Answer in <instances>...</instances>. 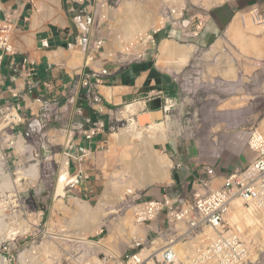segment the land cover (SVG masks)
Returning a JSON list of instances; mask_svg holds the SVG:
<instances>
[{"label":"rangeland","instance_id":"374dc122","mask_svg":"<svg viewBox=\"0 0 264 264\" xmlns=\"http://www.w3.org/2000/svg\"><path fill=\"white\" fill-rule=\"evenodd\" d=\"M127 1L136 2L144 6L146 10L148 8L146 15L150 18L153 15L156 18L158 16L159 19L170 18V21L157 34L152 30L149 31L151 39L146 44L147 53L141 61L137 62L148 64L150 69L158 67L159 45L163 39L176 40L181 44H193L198 47L197 53L182 74L173 76L165 72L163 76L165 80L175 82L179 94L177 100L166 104L170 106V110L167 111L166 118L162 122L169 126V131L166 133L168 139L166 143L155 146L174 162L170 171L171 182L138 188L139 182L130 173L124 160L126 156L129 159L131 157V160L135 157L139 159L142 151L140 148L133 150L131 145L117 144V141L113 139L114 134L123 135L133 131L127 129L130 127L128 120L122 121V126L110 133L105 149L93 155H86L82 161H77L66 155L74 154V151L70 152L73 144L68 146L67 141L69 129L73 128H69L72 124L71 112L62 113L60 111L62 104L55 102L36 111L22 106L19 114L24 120L23 123L5 126L3 129L2 126L0 127V210L7 208L8 212H5L8 215L7 224L15 223L19 227L23 220H29L36 225L31 233L20 235L16 239V241L19 240L18 243L12 244V249L18 251L20 260L25 252L39 248L44 243L55 242L58 244L61 257L50 255L48 260H51L52 264H67L64 256L68 253L73 256L78 251L73 238L84 235L80 225L84 215L82 213L84 203L87 201L96 207L109 181L115 184L113 191L116 194H123L130 183L136 188L135 193L127 196L125 201L117 203L116 207L109 208L113 214L105 219V224L112 226L116 245L114 243L111 246L114 241L108 240L110 233L106 227H103V233L97 234L102 229V225L97 228V232L88 235V239L93 243L96 242L97 246L93 247L97 251L108 253L113 249L121 256L125 251H131V247L134 246L132 240L136 236L131 233L120 236L118 230L116 231L119 222L131 213L135 205L143 201L161 197L164 193L183 192L181 185H175L178 177L182 176L180 163H188L197 168L199 173L207 166H232L238 159L249 165L258 156L251 150L249 136L254 130H264V68L258 67V62L264 60V54H262L264 33L261 31L263 25L258 24L256 18L253 26H259L257 29L261 32L250 33L246 30V34L240 39H230L232 36L230 37L229 34V25L239 15L248 21L246 16L255 14L264 21V0ZM122 2L123 0H114L109 5L111 17L107 24L110 23L111 26L97 27L99 33L110 40L106 48L114 46V43H111L114 36L117 39V35H121L125 44L132 42L136 37L130 38L127 32L122 30L123 21L127 18L120 10ZM179 8H182L183 15L180 19H174L172 12ZM226 10L227 14L224 18L220 13ZM177 23L179 26L175 25ZM205 30L207 35L205 32L200 38ZM149 37L143 43H146ZM219 40L222 41L223 49L218 53L214 52L213 47ZM117 42L119 43L118 40ZM252 44L253 47H251ZM242 47L247 52H244ZM124 49L120 44V51ZM257 49H260V53ZM209 52L212 56L207 57ZM152 71L155 72L154 69ZM68 99L70 100L71 96ZM0 117V121L5 119L3 115ZM16 117L14 114L12 119L16 120ZM134 118L137 120L136 116ZM140 127L146 128V126ZM128 151L131 153L128 154ZM133 151H137L134 153L139 156L134 155ZM68 160L72 167L73 178L79 174L75 173L77 164L81 163L82 167L78 168L87 170L84 177L90 176L91 179H87L85 183L92 185L93 190H83L82 186L77 184V179L72 184L63 183L62 172ZM32 167L38 168L34 178ZM147 170L141 169L140 174L147 175ZM61 199L64 200L68 211L59 204ZM74 199H77L78 203ZM76 204H79L80 208H75ZM262 224H260L261 230H264ZM137 230L146 238L142 229ZM245 232L246 236L251 233L249 229ZM250 245L254 246L256 257L253 258L250 255L251 263L248 261L247 264H264V248L254 241H251ZM177 248H180V253L184 251L185 258L191 255L187 247L180 244ZM3 249L2 244L0 252ZM84 253L85 251L81 250L79 255ZM181 255L182 260H185L184 255L183 257Z\"/></svg>","mask_w":264,"mask_h":264},{"label":"crops","instance_id":"0c3cea01","mask_svg":"<svg viewBox=\"0 0 264 264\" xmlns=\"http://www.w3.org/2000/svg\"><path fill=\"white\" fill-rule=\"evenodd\" d=\"M84 1L85 6L79 5L76 0H0V22L12 23V41L17 52L14 56L0 52V115L1 111L12 106L18 118L22 106L36 111L47 104L61 103L62 113L71 112L72 124L69 128H73L69 129L67 141L73 135V146L69 150L74 151L73 157L76 158L80 155H93L106 148L110 133L115 132L117 127L122 126L121 122L125 121L118 116L125 107L136 103L146 104L150 98L157 97L163 98L166 104L177 100L179 94L175 82L165 80L163 76L165 72L173 76L182 74L198 51L196 45L173 40L180 45L195 46L197 50L192 51L189 63L181 71L171 65L176 57H162L161 61V43L171 39H163L159 45L158 67H151L155 72L148 64L136 61L127 66L104 64L101 59L91 63L81 48L82 25L74 20L81 14L89 15L96 6L103 3L110 5L114 0ZM220 14L225 18L227 10ZM256 18L262 19L256 16L255 21ZM102 25L111 26L110 23ZM115 39L114 36L111 42L114 46L106 49L109 57L116 61L120 58L117 53L120 44ZM103 69H107L109 74L101 76ZM88 74H96L90 78L89 88L82 84ZM98 80L102 84L99 85ZM75 83L79 90L73 104H70L68 98ZM89 94L91 100L86 97ZM139 112H147L146 107ZM96 123L104 125L100 134L89 137L81 133V129L89 130ZM79 166L82 167L81 163L77 164L75 173L81 170L83 176L76 175L77 184L83 190H93L92 185L85 183L91 179L90 176L84 177L87 170ZM220 166L216 168L220 177L224 178L231 170L248 165L238 159L232 166ZM179 167L182 176L178 177L175 185H181L184 190L199 173L197 168L188 163L182 162ZM69 169L72 171L71 164Z\"/></svg>","mask_w":264,"mask_h":264},{"label":"built area","instance_id":"2783aa9c","mask_svg":"<svg viewBox=\"0 0 264 264\" xmlns=\"http://www.w3.org/2000/svg\"><path fill=\"white\" fill-rule=\"evenodd\" d=\"M76 2L85 6L84 0ZM105 8L110 10L108 3L96 6L89 15L81 14L74 20L82 25L81 48L87 54L88 61L94 63L101 59L104 64L113 63L120 66L141 61L147 49L139 57L132 49L129 54L118 51L120 58L116 61L109 57L106 45L110 40L97 29L103 27L100 12ZM82 9L84 10V7ZM12 32V23L0 22V52L14 56L17 52L12 41ZM107 74L108 70L103 69L100 75ZM95 75H86L83 86L89 88L90 78ZM98 84H102V81L98 80ZM78 90V84L72 85L71 99L68 100L70 104L74 102ZM86 97L91 100L90 94ZM11 110L14 108H6L1 111V115L4 116ZM103 129L104 125L96 123L89 130L81 129V133L93 137L100 134ZM260 134L261 131L254 130L249 136L251 149L258 156L247 167L231 170L224 178L220 177L215 166L204 167L183 192L167 193L161 200L153 198L135 205L133 208H137L138 224L147 233L145 241H135L131 251H125L121 256L100 255L105 256V264H247L249 260L245 244L227 217L234 204L240 200L264 221V136ZM258 135L260 139H257ZM71 144L73 143L70 140L68 146ZM70 156L77 161L84 158V155L82 157L80 155V158ZM78 173V177L83 176L81 170ZM181 221H186L189 226L177 240L174 239L171 229ZM205 230H212L216 239L214 241L209 239ZM197 238L201 241L199 248L191 247ZM13 243L4 244L1 254L5 257V262L0 264H25L21 262L18 251L12 249ZM179 243L194 251V257L188 256L187 263L178 262L176 247Z\"/></svg>","mask_w":264,"mask_h":264},{"label":"bare ground","instance_id":"6f19581e","mask_svg":"<svg viewBox=\"0 0 264 264\" xmlns=\"http://www.w3.org/2000/svg\"><path fill=\"white\" fill-rule=\"evenodd\" d=\"M152 3H153V1H152ZM145 6H147V5H145ZM120 10L122 11L124 16H127L126 21H123L124 22V28L122 30L127 32V35L130 38L136 36V37H134L132 42L125 44V42L122 40L121 35H117V40L122 45V47L125 48L121 52L129 54L130 50L132 49L133 52L136 55H138V57L143 54V52L145 51V49L147 47L146 44L151 39V37H149L150 36L149 31L152 30V31H154L155 34H157L159 31L162 30V28H164L165 24L168 21H170V18L161 17L159 19L158 16L156 18L155 15H153L152 18H150L149 16L146 15V11L148 10V8L146 10V8H144V6H142L136 2H131V1H127V0H123L122 4L120 5ZM182 11H183L182 8H179L177 10L176 9L173 10L172 15L174 16V19H180L183 15ZM100 13H101V24H107L108 21L110 20V17H111L110 16V10H107L105 8ZM256 16L257 15H255V14L254 15L250 14V15L246 16L248 21H245V19L240 15L238 17H236L229 27L230 37L232 36V38H230V39H233V38L234 39H237V38L240 39V37H243V35L246 34V30H248V32L250 31V33L254 32V31H259L257 29L259 26H257V27L253 26V22L255 21L254 17H256ZM256 22H258V24L263 25V26L261 25L263 27V30H261V31H262V33H264V21H262L261 19H258ZM175 25L179 26L178 23ZM261 31H259V32H261ZM115 32H117V31L115 30ZM147 37H149V38L147 39L146 43H143L142 40L144 39V41H145ZM255 40L256 39H254V41ZM253 44L251 47H253ZM194 47H191L188 45H180L179 43H177L176 41H173V40H165L161 43V48H160L161 55L160 56H161V58L163 57L164 59L166 57H168V58L176 57L174 62L171 63V65H174L178 69V71H181L189 63V60H190L191 55H192V51L195 50ZM243 47H242V49H243ZM213 49H214V52H218L221 49H223L222 48V41L219 40L214 45ZM247 49H248V47H247ZM263 49H264V47H263ZM108 50H109V48H108ZM257 50H259L258 52L260 53V49H257ZM257 50L255 52H257ZM196 51L197 50H195V52ZM243 51H244V49H243ZM244 52H247V51H244ZM262 54H264V52ZM262 54H259V55L262 56ZM210 55L212 56V53L209 52L207 54V57H210ZM260 56H257V57H260ZM163 58L161 59V61H163ZM168 66H170V65H168ZM258 67L264 68V60L258 62ZM145 107H146L145 103H136V104L129 105V106L125 107L120 112V114L118 116L123 118L125 121L128 120L130 122V124H129L130 127L127 129H129L130 131L133 130V131H131L132 135L130 132L124 133L123 135L122 134L121 135L120 134L119 135L118 134L113 135V139H115L117 141V144L120 143V144H125L127 146L131 145L133 150L136 148L137 149L140 148V150L142 151L141 158L137 157L139 159H135L136 158L135 157L134 160L133 159L131 160V157L129 159L128 156H126V159L124 160V164L127 166L130 173L139 182V186H138L139 189L145 188L148 185L156 184V183H164V182L170 183L171 182L170 171L174 166V162L169 158L168 155L162 154L161 151H159L155 148L156 144L166 143V141L168 139L166 136V133L169 131L168 130L169 126H167L164 122H160V123H152L150 126H146V128H141L139 126L137 120H135V118H134L136 115L137 116L141 115V114H138V112L140 110L144 109ZM168 110H170V106H167V111ZM14 114H15V111L13 110L12 112L3 116V117H5V119L3 118L2 121H0V127L2 126V129L5 126H9V125H13V124L16 125L17 123L19 124V123L24 122L22 117H20L19 115H18V118H16V120H13L12 116ZM137 116H136V118H137ZM167 119H169V118H167ZM17 120H18V122H17ZM261 132H262V134H260V135L264 136V130H262ZM260 135L257 136V139H260ZM249 141H250V138H249ZM134 152H137V151H133V154L136 156H139V155L135 154ZM129 153H131V152L128 151V154ZM139 153H140V151L138 152V154ZM133 154H131V155H133ZM134 155H133V157H134ZM143 168L148 169L147 175L140 174V171ZM144 171H145V169H144ZM37 173H38V168L32 167L33 178L35 177L34 174L36 175ZM31 177H32V175H31ZM62 178H63V183L69 182L68 184H72V183H75V181H76V178H73L72 171L69 169V160L65 163V167H64V170L62 172ZM18 180H20V179H18ZM113 186H115V184L112 183L111 181H109L107 183V185L105 187V191H104L102 197L100 198L99 203L96 207L92 206L91 203H89L87 201L84 203V205L82 207L83 208L82 211H84L82 213L84 215H82L81 219H83V220L80 223L81 228L84 231V235H82L83 237L79 235L78 238L71 237V238H73L74 242L76 243V247H77L78 251L73 256H71L70 253H68L67 256H64V258H66V260L68 261V264H90V263L91 264H105V262H106L104 259L105 256L101 257L100 255L105 254L106 257L107 256L109 257V255L115 256V257L120 256L113 249L110 250L108 253L97 251L93 247V246H97V244H95L96 242L93 243V241H90L88 239V235L97 232L98 231L97 228H100L102 225V227H101L102 229L99 232H97V234L103 233V227H106L110 233V237L108 240L114 241L111 244V246L114 243L116 245L115 237H114L115 234H114V231L112 232V230H111L112 226L105 224V219L107 217H109V215L113 214V211H110L109 208H111V207L114 208V207H116L117 203L119 204L120 202L125 201L126 197L129 196L130 194H132L136 188L134 187V185L132 183H130L124 189L125 192L120 195V194H116L113 191ZM77 199H74V201L76 203H78ZM59 204L62 206V208L64 210L68 211L64 205V200L61 199ZM242 205H243L242 201H240V200L237 201L234 204V208L229 213L227 220L229 221L231 226L236 227L237 234L240 237V239L244 242L245 247L247 249V252H248L247 260H249V263H251L250 255H252L253 258H255L256 252L254 251V246L250 245V242L254 241V242H256L257 245H260L264 248V230L263 229L261 230L262 227L260 226V224H262V223H263L262 225H264V221H262L260 219V217L256 213L253 212V210H251L250 208H247L245 206H244L245 207L244 208V207H242ZM76 207L80 208L79 204L78 205L76 204L75 208ZM5 212H8L7 208H5L4 210H0V250H1L2 244L4 246L5 243L15 242L17 237H19L20 235H26L28 233H31L33 228L36 226V225H34V223H31L29 220L28 221L23 220L19 227H17L15 223H8L7 224L6 221L8 220V215ZM136 212H137V208L136 209L132 208L131 213H129L126 218L121 219L118 226L116 227V231L118 230L117 232L120 233V236H122L123 234L129 235L130 233L135 234L134 236H136V237H135V239L133 237V240H132L134 242L135 241L136 242L145 241L144 240L145 237L143 236V234H141L137 230L138 228L140 230L142 229L144 231V235L147 236V233L145 232L143 227H140V225L138 224ZM188 226L189 225L186 221H181V222L176 223L171 229L172 233L174 234V239L178 240L180 235L188 229ZM245 229L246 230L249 229L251 232V233H249L248 236L245 235V233H246ZM128 230H130L129 233H128ZM137 231H138V233H137ZM205 231H206V235L209 237V239H211L213 241L216 239V237L212 233V230H209V231L205 230ZM117 235H118V233H117ZM125 237H126V235H125ZM8 240H10V241H8ZM200 243H201L200 238H197L196 240H194L192 242L191 247L199 248ZM57 245L58 244H56L55 242L54 243L47 242L46 244L44 243L39 248H33L32 250L27 251L24 254H22L21 262H24L25 264H32L35 262H39L38 264H52L51 260H48L49 259L48 256L50 257V255H51V256H56L58 258L61 257L60 256V250H59ZM118 245H120V244H118ZM179 245H180V243L177 245V247ZM187 248L189 250L188 252L191 253L190 257L193 258L194 257V251L189 247H187ZM179 249L180 248L176 249L178 262L182 261L184 263H187V258H185L186 255H184V251L183 252L181 251V253H180ZM81 250L85 251V253L83 255H79V252ZM1 252H0V262H5V257L1 254ZM185 253H186V250H185ZM180 255L182 257L184 255L185 260H182ZM28 261H29V263H27ZM43 261H44V263H41ZM212 264H215V263H212Z\"/></svg>","mask_w":264,"mask_h":264},{"label":"water","instance_id":"95a60500","mask_svg":"<svg viewBox=\"0 0 264 264\" xmlns=\"http://www.w3.org/2000/svg\"><path fill=\"white\" fill-rule=\"evenodd\" d=\"M167 105L163 98L157 97L146 102L147 112L137 116L140 126H150L152 123H160L166 118Z\"/></svg>","mask_w":264,"mask_h":264},{"label":"trees","instance_id":"16d2710c","mask_svg":"<svg viewBox=\"0 0 264 264\" xmlns=\"http://www.w3.org/2000/svg\"><path fill=\"white\" fill-rule=\"evenodd\" d=\"M207 29H208V28H206V30H207ZM206 30L200 35V38H201V36H202L205 32H206V35H207V31H206ZM203 36H204V35H203ZM203 36H202V37H203ZM93 97H94V96L92 95V99H93ZM164 195H165V193L162 194L161 197H154V198L161 200V199H163V196H164Z\"/></svg>","mask_w":264,"mask_h":264}]
</instances>
